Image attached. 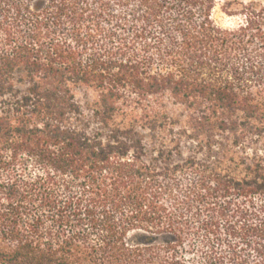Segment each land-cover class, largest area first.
Instances as JSON below:
<instances>
[{
	"label": "trees",
	"instance_id": "obj_1",
	"mask_svg": "<svg viewBox=\"0 0 264 264\" xmlns=\"http://www.w3.org/2000/svg\"><path fill=\"white\" fill-rule=\"evenodd\" d=\"M214 8L0 0V264H264V0Z\"/></svg>",
	"mask_w": 264,
	"mask_h": 264
},
{
	"label": "rangeland",
	"instance_id": "obj_2",
	"mask_svg": "<svg viewBox=\"0 0 264 264\" xmlns=\"http://www.w3.org/2000/svg\"><path fill=\"white\" fill-rule=\"evenodd\" d=\"M223 3L224 0H215V8L212 13L213 20L220 27H232L237 23L238 19L227 17L222 13L221 6L223 5ZM77 97L79 100H81L82 94H78ZM146 237L147 234H145L144 232H132L127 237V243L133 246L143 245Z\"/></svg>",
	"mask_w": 264,
	"mask_h": 264
}]
</instances>
